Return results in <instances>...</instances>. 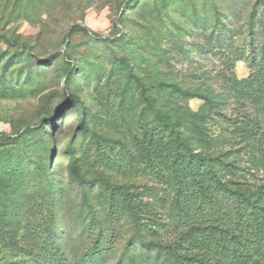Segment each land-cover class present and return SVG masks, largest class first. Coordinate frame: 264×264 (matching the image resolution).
<instances>
[{"label":"rangeland","instance_id":"1","mask_svg":"<svg viewBox=\"0 0 264 264\" xmlns=\"http://www.w3.org/2000/svg\"><path fill=\"white\" fill-rule=\"evenodd\" d=\"M0 36V135L24 132L0 148V264L188 255L166 249L187 179L142 91L264 203V0H0Z\"/></svg>","mask_w":264,"mask_h":264},{"label":"trees","instance_id":"2","mask_svg":"<svg viewBox=\"0 0 264 264\" xmlns=\"http://www.w3.org/2000/svg\"><path fill=\"white\" fill-rule=\"evenodd\" d=\"M74 32L88 34L86 29L74 26L67 37ZM1 39L6 40L4 36H0ZM74 74V70L68 66L64 72L66 83ZM140 94L158 128L168 134L174 145L175 153L168 166L171 177L179 184L182 179H187V184L176 189L170 211L174 213L171 215H174L176 222L187 226L188 230L176 244L166 249H170L177 259L181 257L179 251L188 254L179 264H262L264 203L258 198V192H247L236 186L237 183L226 180L215 169L216 158L194 151L183 137L181 123L163 114L151 96L143 91ZM79 124L82 125V120H79ZM23 134L0 135V148L15 144ZM156 146L147 133L138 144L140 151L150 156L157 152ZM70 162L75 169L73 157ZM180 167L182 171L178 174ZM140 242L143 243V240L140 239Z\"/></svg>","mask_w":264,"mask_h":264}]
</instances>
